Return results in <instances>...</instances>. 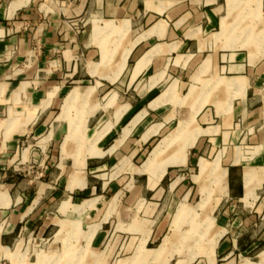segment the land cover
<instances>
[{
    "label": "crops",
    "instance_id": "1",
    "mask_svg": "<svg viewBox=\"0 0 264 264\" xmlns=\"http://www.w3.org/2000/svg\"><path fill=\"white\" fill-rule=\"evenodd\" d=\"M234 1L0 0V264L15 260L14 248L25 236L47 230L51 211L62 216L61 228L72 224L71 216L79 217L83 206L93 212L100 196L71 202L74 193L84 191L113 194L111 212L121 199L132 207L128 231L146 247L159 234L156 229L143 234L135 224L149 221L157 203L147 195L163 190L168 168L197 159L196 178L206 150L236 140L241 155L220 169L205 161L200 176L212 177L230 209L238 205L240 214L247 213L258 203L264 219V44L246 51L224 38ZM177 72L191 80L192 97L201 89L194 85L198 81L215 83L201 102L209 108L171 131L168 115L146 129L147 116L172 93L162 90V83ZM134 128L142 130V144L162 135L145 162L160 141L179 130L147 172L140 171L145 162L137 167L129 163L133 154L118 152L120 145L135 143ZM180 147L186 148L185 158L178 155ZM108 161H116L115 176L128 175L126 185L119 179L90 183L89 174L105 170ZM168 161L180 163L165 165ZM37 162L45 180L29 168ZM142 176L146 181L140 184ZM238 244L232 239L234 248ZM155 249L146 248V256Z\"/></svg>",
    "mask_w": 264,
    "mask_h": 264
},
{
    "label": "rangeland",
    "instance_id": "2",
    "mask_svg": "<svg viewBox=\"0 0 264 264\" xmlns=\"http://www.w3.org/2000/svg\"><path fill=\"white\" fill-rule=\"evenodd\" d=\"M232 6V14L225 20L228 31L224 38L231 40L234 48L242 47L246 51H254L256 47L262 48L264 32H258V30L264 28L263 1L235 0ZM171 76L162 83L161 89H170L171 94L174 93V95H168L166 104L147 116L146 129L148 125L158 123L168 115L167 130L171 131L180 122L189 121L192 114L193 120H197L200 113L209 108L207 103L202 105L201 102L207 100L205 91L213 89L215 83L198 81L194 85L201 89L197 96L192 97L187 95L190 91L191 80L178 72ZM141 131L139 128H134L130 137L135 143L128 146L122 144L118 148V152L123 157L133 154L129 163L137 167L145 162L149 151L162 137L161 134H157L147 143L142 144L139 140ZM117 133H120V128L116 129L102 145L104 150L112 146ZM240 147L242 144L236 140L226 145L224 149L220 146L212 151L206 150L202 157L208 165L213 163L220 169L232 163L233 158L236 160L241 155L242 148ZM181 148L178 150V155L185 158L186 152H181ZM217 157L219 160H215ZM205 161L202 160L203 163L200 164V166L205 164L203 169L200 167V175L207 170ZM157 163L158 161L152 164V168H155ZM178 163L180 161L173 164ZM114 164L116 161H108L105 170L90 173L88 176L90 183L96 184L101 181L110 182L112 179H119L122 186L126 185L128 175L124 173L121 176H115L112 169ZM149 167L140 171L147 172ZM29 168H34L38 172L37 179H46L42 175L41 162L30 164ZM167 171L160 185L163 190L160 193L154 190L147 195V201L157 203L150 208L149 221L143 224L138 220L141 225L135 224L145 231L143 234L148 231L152 233L154 229L159 234V239L149 242L146 247L138 241L139 235H134L136 237L133 240V234L128 231L127 224L133 223L131 221L132 207L121 199L119 207L111 212V206L108 203L113 194L106 191L103 193L84 191L74 193L71 202L80 204L84 200L100 196L93 212L88 210L87 204L83 206V210L78 212L79 217L75 215L76 213L71 216V220L76 221L75 224L72 222L65 228H61L58 223L62 216L58 215L55 210L51 211L54 214H50L48 221L50 224L47 230L25 236L14 248L17 254L15 260L7 264H264V219L262 212L259 213L256 209L258 203L253 205L247 213L243 211L240 214L238 205L230 209L232 206L230 201L225 199L216 186H212L215 185L212 177L199 175L195 178L199 173L197 159L185 166L169 167ZM215 172L218 171L215 170ZM101 173L105 174L102 179L99 177ZM225 173L226 171H223L219 177L221 182ZM145 181L146 176H142L139 177L138 183L142 184ZM115 212L117 216L114 215ZM224 214L225 217L222 218ZM245 217L249 218L247 223L239 221ZM94 220L96 221L93 223ZM222 228L227 233L221 237ZM166 237L165 243L160 245L163 247L160 250L161 254L155 255V251L160 248L158 245L161 239ZM98 238L102 240L101 244L95 245ZM225 238L228 239L225 240ZM232 239L238 240L239 244L236 248L232 245ZM146 248L156 249L153 250L152 256H146Z\"/></svg>",
    "mask_w": 264,
    "mask_h": 264
},
{
    "label": "bare ground",
    "instance_id": "3",
    "mask_svg": "<svg viewBox=\"0 0 264 264\" xmlns=\"http://www.w3.org/2000/svg\"><path fill=\"white\" fill-rule=\"evenodd\" d=\"M231 10V8H230ZM222 22V21H221ZM177 132H179V130L175 131L174 133H172L169 137H166L165 139H163L162 141H160L156 146L155 148L152 150L150 156L148 157L147 161L145 162L144 166L142 167V171L143 170H146L155 160V158L161 153V151L163 150L164 147L168 146L169 143L171 142V139L173 137L174 134H176ZM181 152H184L186 151V148L185 147H182L180 149ZM176 162V161H175ZM174 161L171 162V161H168L165 165H169V164H173L175 163ZM202 162V161H201ZM200 162V164H201ZM204 162V161H203ZM202 162V163H203ZM203 166H200L202 167V169L205 167V164H202ZM161 175V174H160ZM160 175L156 176L155 180L157 181L159 178H160ZM158 182V181H157ZM192 235V234H191ZM197 237V236H196ZM198 240V239H197ZM201 247V246H200ZM163 247L160 246V248H158L156 251H155V255H157L158 253L160 254V250L162 249Z\"/></svg>",
    "mask_w": 264,
    "mask_h": 264
}]
</instances>
